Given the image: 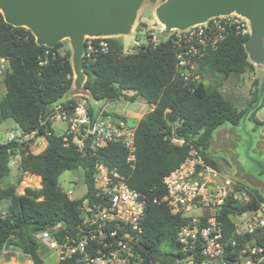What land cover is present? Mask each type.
<instances>
[{
    "label": "trees",
    "instance_id": "trees-1",
    "mask_svg": "<svg viewBox=\"0 0 264 264\" xmlns=\"http://www.w3.org/2000/svg\"><path fill=\"white\" fill-rule=\"evenodd\" d=\"M249 36L238 32L236 26L228 28L217 47L197 62L200 81L176 77L173 37L165 34L156 47L142 46L127 54L120 39L108 38L105 39L109 43L108 53L84 58L83 89L94 102L106 105L141 99L153 108L136 124V160L131 167L127 163V150L120 144L109 143L94 149L87 143L80 152L55 133L52 123L42 125L55 104L73 89L72 52L61 42L53 48L39 45L29 29L8 24L0 12V61L4 59L7 63L2 79L6 93L0 97V124L12 120L24 134L37 131L47 140L39 154L31 152L29 143H21L18 149L9 152L0 151V204L6 203L4 214L0 210V252L15 249L29 256L33 264H43L45 249L35 235L60 222L69 227L80 220L83 203L94 190L95 168L99 163L126 176L128 185L146 198L143 234L137 245L145 258L142 264L173 263L179 251L176 234L182 220L171 214L166 204L158 202L166 194L163 179L186 160L191 146L198 149L209 165L219 169L209 150L215 132L222 126L240 125L251 112L250 119L264 127V122L255 118L256 112L264 107V92L261 93L264 71L261 81L254 83L245 109L221 92V84L206 81L207 75L240 79L256 70L245 49ZM146 38H150L148 32ZM110 115L130 122L126 117ZM171 136L184 140L185 144L173 145ZM13 157L19 158V170L41 178L40 189L27 188L24 195H18L16 186L3 187V180L11 173ZM78 169L83 172L86 194L71 201L60 186V177ZM247 187L254 197L251 204L237 206L229 201L220 210L219 220L227 240L234 236L231 217L256 208L257 199L264 201L257 189ZM237 242L236 247H228L227 260L231 264L240 261L247 243L263 250L259 264H264V229L238 237ZM164 245L176 253L164 252Z\"/></svg>",
    "mask_w": 264,
    "mask_h": 264
},
{
    "label": "built area",
    "instance_id": "built-area-1",
    "mask_svg": "<svg viewBox=\"0 0 264 264\" xmlns=\"http://www.w3.org/2000/svg\"><path fill=\"white\" fill-rule=\"evenodd\" d=\"M233 26L238 32L251 33L250 22L246 18L231 14L212 18L186 30H173L166 35L173 37L176 77L184 81H200L196 74L197 62L215 49L225 38L227 29ZM164 28L162 26L160 33L154 28L149 29L150 38L144 43L136 39L134 50L159 45ZM105 39L108 38H86L84 58L92 59L98 53H108L109 43ZM1 62L0 74L4 76L6 61L2 59ZM71 100L72 103H67ZM68 101L55 104L42 125L47 121L52 125L63 124L65 128L61 136L64 141L75 145L80 152L84 151L87 143H91L94 149L109 143L120 144L127 150V163L133 167L136 125L114 118L103 108L96 110L87 91ZM36 138L47 144L45 136L37 131L31 134L22 131L17 135L11 133L8 143L30 144ZM170 142L179 147L185 144L175 136L170 137ZM16 159L18 157L12 158L13 161ZM95 169L94 190L83 203L80 220L69 227L61 222L48 227L37 233L35 239L46 252L57 254L58 264H142L145 258L137 250V245L143 234L146 198L132 189L126 176L116 170L99 163ZM163 186L166 194L158 202L166 204L171 214L182 220L176 234L179 251L171 264H231L227 260L228 247H236L238 237L264 229V201L257 199L256 208L231 217L234 236L226 239L219 220L221 208L229 201L237 206L249 205L254 197L246 184L209 165L194 146H191L186 160L163 179ZM66 194L71 201L75 200L72 190ZM262 252L261 248L245 244L240 260L246 256H258L260 259L240 264H259L263 259ZM191 255L193 260L185 261Z\"/></svg>",
    "mask_w": 264,
    "mask_h": 264
},
{
    "label": "water",
    "instance_id": "water-1",
    "mask_svg": "<svg viewBox=\"0 0 264 264\" xmlns=\"http://www.w3.org/2000/svg\"><path fill=\"white\" fill-rule=\"evenodd\" d=\"M145 0H0V12L14 27L29 29L39 45L55 47L70 39L75 88L83 89L86 38H115L132 32L137 13ZM155 2L156 0H150ZM237 14L250 22L245 43L249 60L264 71V0H165L156 9V18L165 27L163 34L186 30L212 18ZM264 92V83L261 93ZM18 142L4 144L0 151L19 148ZM194 256L185 261L193 260ZM246 256L237 264L258 261Z\"/></svg>",
    "mask_w": 264,
    "mask_h": 264
},
{
    "label": "rangeland",
    "instance_id": "rangeland-1",
    "mask_svg": "<svg viewBox=\"0 0 264 264\" xmlns=\"http://www.w3.org/2000/svg\"><path fill=\"white\" fill-rule=\"evenodd\" d=\"M162 2L163 0H156L155 2H151L150 0L143 1L137 13L132 32L127 34V36L115 37L123 43L124 53L135 51L134 42L136 39L143 43L146 42L149 29L154 28L157 33H160L162 26L156 18V9ZM141 24H145L146 27L141 26ZM161 37H163V33ZM61 43L64 48H69L73 53V47L69 38L64 39ZM255 67L256 70L254 72H248L242 75L240 79L234 77L223 79L220 76L207 75L206 81L208 83L221 84V92L227 96H231L240 109H245L247 102L252 97L251 91L254 90V83L260 82L262 79L263 71L259 67ZM2 78L3 76L0 74V97H3L6 93ZM71 93H78V90L74 87ZM82 93L84 94V91ZM92 103L94 106H105L102 103L94 101ZM142 103L144 102L141 99H137L134 105L139 108ZM54 126L55 133L62 135L65 126L61 123H56ZM20 131L12 120L1 123L0 144H7L9 135L11 133L17 135ZM222 133L227 134L225 138ZM34 141L30 143V150L34 154H39L45 149L46 144L42 143V140L38 138L34 139ZM214 142L216 143L213 149L210 150V153L219 159V163H217L219 169L225 175L236 180L245 178L252 186L264 192V127L256 126L249 121L244 122L240 126L227 124L215 132ZM18 161L19 158L16 161L11 160V173L3 180V187L16 186L18 195H24L27 188L40 189L42 186L41 178L19 170ZM60 186L64 191L72 190L75 199H81L86 194V186L83 182V172L81 169L65 172L60 177ZM5 208V202L0 204V210L3 214ZM162 250L171 254L176 253L168 245H164ZM0 264H33V262L29 256L22 255L20 251L6 248L0 252ZM43 264H58L57 254L53 251L50 253L45 251L43 254Z\"/></svg>",
    "mask_w": 264,
    "mask_h": 264
},
{
    "label": "crops",
    "instance_id": "crops-1",
    "mask_svg": "<svg viewBox=\"0 0 264 264\" xmlns=\"http://www.w3.org/2000/svg\"><path fill=\"white\" fill-rule=\"evenodd\" d=\"M1 63L2 62L0 61V64ZM5 65L7 66V63H5ZM75 80H76V78L74 75V84H75ZM74 84H73V88L75 87ZM71 91L64 97V99L61 102H66L70 99H73L79 94V93H71ZM101 108H103L109 114H117L119 116L128 118L130 120V123H132L134 125H136L140 120H142L143 117L150 111V107L148 105H146L145 103H142V105L139 108H137L134 105V103H129V102H125V101L109 103V104H106L105 106H102V107L99 105L95 106L96 110L101 109ZM250 116H251V112L246 115L242 124H244V122H248V121L255 124V122L252 119H250ZM255 118L260 122H264V107H262L260 110H258L256 112ZM55 124H53V126H52L54 131H55V126H54ZM240 125H237V126H240ZM222 134H223L224 138L227 135L224 133H222ZM215 143L216 142H214V137H213V142H212V146H211L210 150L213 149ZM210 150H209V153H210ZM210 156L217 163H219V159L214 157L211 153H210ZM218 170H220V169H218ZM238 181H241L242 183L246 184L247 186H250V187L257 189L256 187L252 186L245 178H240V179H238ZM257 190L261 193V195L264 196V192L260 191L259 189H257Z\"/></svg>",
    "mask_w": 264,
    "mask_h": 264
}]
</instances>
